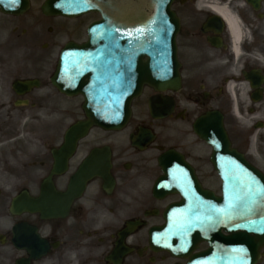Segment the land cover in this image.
<instances>
[{
	"label": "flooded vegetation",
	"instance_id": "1",
	"mask_svg": "<svg viewBox=\"0 0 264 264\" xmlns=\"http://www.w3.org/2000/svg\"><path fill=\"white\" fill-rule=\"evenodd\" d=\"M27 1L16 12L0 5V264H225L229 204L215 160L230 171L235 152V164L264 176V0H172L178 88L144 85L121 129L91 127L69 154L58 150L85 118L84 97L51 78L64 45L86 42L100 16L44 15V0ZM170 152L182 188L200 197L197 225L209 231L177 253L151 246L167 208L182 202L153 194Z\"/></svg>",
	"mask_w": 264,
	"mask_h": 264
},
{
	"label": "water",
	"instance_id": "2",
	"mask_svg": "<svg viewBox=\"0 0 264 264\" xmlns=\"http://www.w3.org/2000/svg\"><path fill=\"white\" fill-rule=\"evenodd\" d=\"M171 1L45 0L41 7L44 14L76 17L98 12L102 17L89 26L86 43L65 46L52 79L61 92L85 97L82 108L86 118L69 128L62 150L70 149L94 125L122 128L130 116L131 101L144 84L156 90L176 89L179 64L174 37L178 22L170 11ZM1 3L9 11L25 4L23 0ZM156 109L157 102L152 99L150 110L155 114ZM168 158L178 157L169 154ZM231 160L230 171L226 172L224 158L217 160L229 204L230 225L226 231L230 235L226 239L230 241L226 247L236 253L227 257L225 264H256L264 246V177L248 165L235 164L240 157L234 152ZM153 193L159 196L180 193L184 199L169 207L165 215L167 224L152 232L153 243L176 251L185 242V247L192 249L194 235L200 232L203 236L206 232L197 227L196 217L201 212L196 203L199 196L182 191L180 179L171 168L156 181Z\"/></svg>",
	"mask_w": 264,
	"mask_h": 264
},
{
	"label": "rangeland",
	"instance_id": "3",
	"mask_svg": "<svg viewBox=\"0 0 264 264\" xmlns=\"http://www.w3.org/2000/svg\"><path fill=\"white\" fill-rule=\"evenodd\" d=\"M57 21H61L60 19H57ZM69 23H70V21H69ZM65 38H66V35L65 34H62V36L59 38L60 39V44L62 43V41H64L65 40ZM73 118H75L74 117V114L72 115V119ZM44 120V119H43ZM47 120H49V121H51V119H47ZM70 120L69 119H66L65 120V123L67 124L68 122H69ZM43 126V124L41 123V127ZM42 141H45V138H44V134L41 132V143H42Z\"/></svg>",
	"mask_w": 264,
	"mask_h": 264
},
{
	"label": "snow or ice",
	"instance_id": "4",
	"mask_svg": "<svg viewBox=\"0 0 264 264\" xmlns=\"http://www.w3.org/2000/svg\"><path fill=\"white\" fill-rule=\"evenodd\" d=\"M17 2V0H12V3L15 4Z\"/></svg>",
	"mask_w": 264,
	"mask_h": 264
}]
</instances>
